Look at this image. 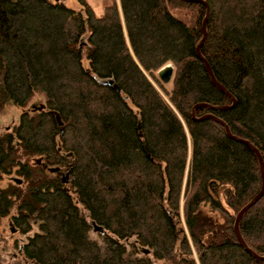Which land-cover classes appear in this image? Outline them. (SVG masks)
<instances>
[{
    "label": "trees",
    "instance_id": "trees-1",
    "mask_svg": "<svg viewBox=\"0 0 264 264\" xmlns=\"http://www.w3.org/2000/svg\"><path fill=\"white\" fill-rule=\"evenodd\" d=\"M204 1L199 52L235 102L193 117L231 104L196 54L203 3L106 0L95 14L87 0H0V111L44 97L0 131V179L15 174L0 220L24 234L23 264H264L232 229L258 158L195 118L212 113L264 162V0ZM166 63L170 90L155 75ZM238 228L264 254V191Z\"/></svg>",
    "mask_w": 264,
    "mask_h": 264
},
{
    "label": "rangeland",
    "instance_id": "rangeland-1",
    "mask_svg": "<svg viewBox=\"0 0 264 264\" xmlns=\"http://www.w3.org/2000/svg\"><path fill=\"white\" fill-rule=\"evenodd\" d=\"M92 9L94 10L95 14H100L103 9V5L105 4L106 0H87ZM63 2L68 6H78L75 3V0H63ZM156 75V72H155ZM161 83V82H160ZM161 85L166 89L170 90L171 88V80L167 83H161ZM44 97L40 93H35V95L31 98L27 106L24 108L16 107L8 105L2 111H0V131L6 130L12 125L16 124L18 121L19 114L23 110L31 111L36 108H39L43 105ZM15 178V174L13 172L9 174H4L3 177L0 179V185H4L7 181L13 180ZM66 185H68L66 183ZM221 195V190H220ZM205 210H209L207 204L203 205ZM213 214L216 220H219V215L214 212L210 211ZM36 227V223L32 224V230ZM89 236L94 238L99 243H101V235L97 230H93L92 228L89 229ZM22 237L24 234L16 231L11 223H9V218L3 217L0 220V264H23L19 252L18 246L21 244ZM155 264H163L162 260L157 261Z\"/></svg>",
    "mask_w": 264,
    "mask_h": 264
},
{
    "label": "water",
    "instance_id": "water-1",
    "mask_svg": "<svg viewBox=\"0 0 264 264\" xmlns=\"http://www.w3.org/2000/svg\"><path fill=\"white\" fill-rule=\"evenodd\" d=\"M186 1H191V2H201L205 5L206 7V12H205V15L202 19V22H201V30H202V36L199 40V42L197 43L196 45V54L197 56L203 61L204 65H205V69L206 71L208 72L210 78H211V81L213 82V84L215 86H217L220 90H222L223 92H225L231 99V104L228 105V106H214V105H210L208 103H204V102H201V103H196L192 106V109H191V114L192 116L194 117V114H193V111L197 108V107H201V106H204V107H208L210 109H222V108H226V107H231L233 104H234V99L233 97L229 94V92L221 85L219 84L213 74H212V71L210 69V66L209 64L207 63V61L201 56L200 52H199V49H200V46L205 38V21H206V18L208 16V7H207V3L204 1V0H186ZM172 72H173V66L172 64L170 63H166L165 65H163L162 67H160L157 72H156V76L158 78V80L161 82V83H167L171 80V76H172ZM108 84H112V80H109L108 81ZM116 91H118V88H115ZM42 106V105H41ZM40 106V107H41ZM39 107V108H40ZM196 119H205V118H212L213 120L217 121L218 123H220L221 125L224 126V129H225V133L226 135H229L230 137L236 139V140H239V141H242L246 144H248L252 149L253 151L255 152L257 158H258V162H259V169H260V176H261V183H260V187L259 189L242 205L240 206V208L236 211L235 215H234V218H233V223H232V229H233V232L238 240V242L241 244L242 247H244L246 250H248L249 252H251L252 254H254V256L258 257V258H264V254H257L255 253L246 243L245 241L243 240L240 232H239V228H238V221L243 213V211L249 207L252 203H254L263 193L264 191V162H263V159H262V156L259 152V150L253 146L251 144V142H249V140L245 139V138H242V137H239V136H236V135H232L227 127V125L219 118H217L215 115H213L212 113H205L199 117H195ZM52 169H56V167H53ZM89 224H91L92 226V229L93 230H97L98 232H101L102 231V227L98 224H96L93 220H90L89 221ZM143 251L146 252L147 249L146 248H143Z\"/></svg>",
    "mask_w": 264,
    "mask_h": 264
},
{
    "label": "flooded vegetation",
    "instance_id": "flooded-vegetation-1",
    "mask_svg": "<svg viewBox=\"0 0 264 264\" xmlns=\"http://www.w3.org/2000/svg\"><path fill=\"white\" fill-rule=\"evenodd\" d=\"M64 175H65V174L62 172V178H61V179H62L63 181L66 180V178L64 177Z\"/></svg>",
    "mask_w": 264,
    "mask_h": 264
}]
</instances>
